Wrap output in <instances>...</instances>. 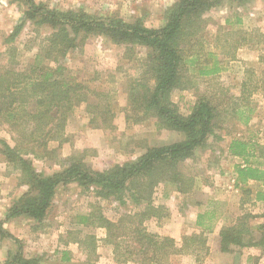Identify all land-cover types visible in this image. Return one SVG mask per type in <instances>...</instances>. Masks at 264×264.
I'll list each match as a JSON object with an SVG mask.
<instances>
[{"label": "trees", "instance_id": "obj_1", "mask_svg": "<svg viewBox=\"0 0 264 264\" xmlns=\"http://www.w3.org/2000/svg\"><path fill=\"white\" fill-rule=\"evenodd\" d=\"M20 1L27 6L26 18L14 27L6 38L7 43L15 41L28 20L40 25L50 24L52 32L33 61L22 67L15 63L0 70V124L7 125L14 141L11 145L0 139L3 147H0V152L6 156L7 164L22 172V182L29 186V191L12 205L8 217L29 216L38 221L36 229H39L60 184L76 181L86 189L95 185L96 194L100 197L113 195L126 204L128 195L133 202L144 204L141 210L129 211L117 220L108 218L99 207L77 216V224L105 228L103 239L113 246L116 262L171 264L173 256L186 253L196 254L200 262L199 253L209 251L204 233L213 228L204 222L206 213L199 214L197 218L201 233L185 234L181 243L170 235L150 231L145 221L163 216L165 208L154 205L152 199L154 188L160 181H172L180 192H188L189 186L179 172L178 164L192 155L197 147L204 146L211 135H216L217 120L222 113V98L218 93H224L225 89L217 83L214 92L200 93L188 114L180 111L173 93L191 87L198 89L201 81L216 80L225 68L226 57L234 59L239 48L251 47V38L244 34L232 39L226 37L225 40L218 34L213 48H207L203 35L204 14L226 0H176L166 10L165 24L160 28L120 17L95 18L84 10L58 11L35 0ZM238 1L245 3L250 0ZM81 33L83 40L88 35L102 34L116 43L149 48L141 75L130 80L129 109L132 113H127L126 120L136 124L147 118H156L160 129L184 132L183 140L147 148L136 160L115 164L104 171H92L76 155L59 159L60 165L66 162L67 167L52 175L36 170L34 159L56 155V149H51L49 143L61 137L68 115L76 106L86 103L90 123L95 127L115 128L116 113L111 92L92 88L79 80L62 61L68 51L75 48ZM219 48L224 57L216 51ZM256 92L264 93V69L258 72L255 68H248L241 84V97L238 98L242 104L237 103L232 108L244 124L252 118L255 108L250 98ZM228 150L244 160V164L235 166L237 184L255 181L264 185V161L252 160L253 157L264 156V145L234 137ZM256 197L264 199V190H258ZM253 216L246 213L235 223L221 228L222 251L233 252V247L242 246H257L264 251V213L262 220L254 226L260 231L259 238L255 237L250 225ZM69 241L78 243L83 252L95 254L97 251L95 234H87L84 238L72 237L66 243ZM45 259L43 256L25 257L19 249L4 264H45ZM69 260L71 251L63 250L62 263Z\"/></svg>", "mask_w": 264, "mask_h": 264}, {"label": "rangeland", "instance_id": "obj_2", "mask_svg": "<svg viewBox=\"0 0 264 264\" xmlns=\"http://www.w3.org/2000/svg\"><path fill=\"white\" fill-rule=\"evenodd\" d=\"M35 1L58 11L84 10L95 18L120 17L129 22L141 21L151 28H160L165 24L166 10L176 2V0ZM26 10L27 6L20 0H0V70L4 66H14L15 63L22 67L33 61L52 32L50 24L40 25L28 20L15 41L7 43L6 38L14 27L26 18ZM204 18L206 24L203 35L208 49L213 48V42L218 34L224 40L226 37L232 39L244 34L251 38V47L239 48L234 59H231V56L226 57L225 68L216 80L201 81L198 89L191 87L173 93V99L179 104L180 111L188 114L200 93L214 92L217 83L225 89L224 93H218L222 98V113L217 120L216 135H211L204 146L197 147L192 155L178 164V170L189 186L188 192H180L177 184L172 181H160L154 188L152 199L154 205L165 208L163 216L151 217L145 221V225L150 231L159 233L161 228H174V224L178 223V217L184 213L188 220L186 221V231H190L188 234L201 233L202 228L197 221L200 231L193 230V227H196L194 219L198 214L206 213L204 222L213 227L204 233L209 246L208 253L205 251L199 253L200 262L197 261L196 254L175 255L171 259V264H264V251L260 247H233V252H224L220 249L221 228L235 223L239 216L246 213L254 215L250 219V225L255 237L261 236L260 231L254 226L262 220L261 215L264 213L263 199H256L257 191L264 190V185L255 181H249L246 185L237 184L235 166L244 164V160L230 154L228 146L234 137L264 145V93L256 92L251 96V104L255 110L248 124L241 122L240 116L232 111V108L236 107L235 104H242L238 98L241 97L245 71L248 68H255L261 72L264 69V58L262 59L264 0H250L245 3L226 0L209 9ZM240 30L243 32H239ZM82 36L81 33L75 48L68 51L62 61L68 67V71L79 80L88 83L92 88L111 92V101L116 113L115 128L95 127L90 123L91 116L86 103L76 106L68 115L65 127L60 132L61 137L49 143L51 149H56V155L34 159L36 170L52 175L67 167L66 162L61 166L59 159L76 155L92 171H104L115 164L136 160L147 151V148L183 140L184 132L160 129L156 125V118H147L136 124L126 120L127 113H132L129 109L130 80L141 75L149 48L126 42L116 43L102 34L88 35L84 40ZM216 51L220 57H224L220 53V48ZM0 139L14 145L12 133L7 125L0 124ZM252 160L263 162L264 156L253 157ZM3 163L7 164L6 156L0 152V181H3L0 184L3 190L1 192L5 196L8 190L9 204L14 205L25 192L29 191V186L22 182L20 170L14 169L10 164L5 167ZM95 189V185L86 189L76 181L60 184L39 229H36L37 220L26 215L16 216L14 222L16 227L23 230L32 228L34 232L29 238L24 235L22 239H15L16 247L26 250L29 255L33 246L40 244L49 255L58 249L56 246L60 247L59 251L70 250L71 260L62 264H139L134 261L116 262L113 246L106 244L103 239L106 236L105 228L77 224L76 220L77 216L88 213L94 207H99L111 220H117L129 211L141 210L144 204L133 202L128 195L125 197L127 203L122 204L113 195L98 196ZM178 229L180 230V227ZM38 230L44 233L40 237L35 234ZM87 234H95L98 238L95 254L90 251L83 252L80 245L74 241L66 243L67 240H72V237L84 238ZM37 236V243L33 245V240L37 239ZM27 238L31 242H28ZM58 239L61 240L59 241L61 245ZM51 255L44 263L58 264L56 257Z\"/></svg>", "mask_w": 264, "mask_h": 264}, {"label": "crops", "instance_id": "obj_3", "mask_svg": "<svg viewBox=\"0 0 264 264\" xmlns=\"http://www.w3.org/2000/svg\"><path fill=\"white\" fill-rule=\"evenodd\" d=\"M5 165V167H7V164L6 163H3ZM8 178V175H6ZM8 181V179L6 180ZM3 181H0V184H2ZM7 189V187H5ZM13 191V188H11ZM3 191L2 190V185H0V192ZM2 194H0V264H4L6 261H8L12 256H14L17 251L19 250L18 246L16 247L15 245V239H22L25 235V237H30L32 234H34L32 228H27V229H19L18 227L15 226V219L16 217H8L9 215V208L12 207L11 204H9V199H8V196H9V192L7 190L5 196L3 194V192H1ZM257 199V198H256ZM11 201V200H10ZM264 201V199L262 200ZM199 215V214H198ZM198 215L196 218H198ZM194 219V226L196 227H193V230L198 232L200 231V227L197 226L196 224V221L197 219ZM178 223L177 224H174V228L172 227H167L164 229L161 228V230L159 231V233H163L164 235H170L172 237H174L177 241H181L182 239V236L184 234H188L190 233V231H186V226H187V218L185 217V214L182 213V216L181 217H178ZM180 225V226H179ZM180 227V230L178 229ZM178 231H177V229ZM221 228V227H220ZM220 228H218L220 230ZM43 231H40L38 230L37 235H39V237L41 235H43L44 233H41ZM27 238V241L28 242H31L30 240H28ZM37 240H38V236H37V239H34V244L37 243ZM61 241L60 239H58V243L59 245H61V243L59 242ZM31 244V243H30ZM42 245V244H40ZM33 246L32 248V252H30V255L28 254V252L26 250H22L23 254L25 257H28V258H32V257H40V256H43V258H49V254H46L44 252V250L42 249L41 246ZM58 249H55L54 250V254H52L53 256H55V260L62 263V251H59L60 247L59 246H56ZM30 249V248H29ZM70 251V250H69ZM61 253V255H60ZM51 255V256H52ZM72 256V254H71ZM222 264V263H221Z\"/></svg>", "mask_w": 264, "mask_h": 264}]
</instances>
